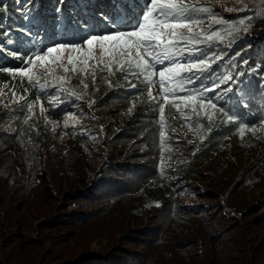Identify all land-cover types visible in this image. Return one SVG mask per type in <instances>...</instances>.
Listing matches in <instances>:
<instances>
[{
    "label": "trees",
    "instance_id": "1",
    "mask_svg": "<svg viewBox=\"0 0 264 264\" xmlns=\"http://www.w3.org/2000/svg\"><path fill=\"white\" fill-rule=\"evenodd\" d=\"M149 2L0 0V264H264V0H183L163 88L119 50L29 64Z\"/></svg>",
    "mask_w": 264,
    "mask_h": 264
},
{
    "label": "snow or ice",
    "instance_id": "2",
    "mask_svg": "<svg viewBox=\"0 0 264 264\" xmlns=\"http://www.w3.org/2000/svg\"><path fill=\"white\" fill-rule=\"evenodd\" d=\"M146 7L147 11L143 17V23L133 31H117L112 34L88 37L83 41V45L86 47H82L79 44H61L56 47H50L43 55H37L34 59H31L29 64L35 65L39 62L40 67H43L49 57H51L52 61H59L61 57L58 54L72 52L77 55H69L67 60L68 64L73 65V70H75L74 61L78 60L84 65H87L89 59L102 62L104 57H111L114 50H119L120 56L130 57L127 68L153 69L146 79L151 81V77L158 74L159 82L163 88L166 80L171 81L180 72L191 71L196 65L173 64L169 67L156 70L155 64L151 63V61L155 60L157 64H163L164 60H167L172 53V49L176 46V43L187 39L184 33L178 32L177 30L187 28L189 33H191L190 25L197 23V21L189 20L184 16L189 6L183 0H150ZM204 11H208V9H204ZM176 16H181L183 19L176 20ZM212 19L215 20L216 18L212 17ZM196 35L198 36L199 34ZM178 37L179 40H177ZM211 38V36L207 37L209 40ZM94 45H99L100 47L101 51L99 56L94 52ZM53 53H57V55L54 56ZM145 56L148 57L147 60L144 59ZM161 56L164 58L163 60L160 59ZM131 57H134V59ZM200 63L203 64L204 61ZM31 71V68L20 70L21 75L29 76L30 83L32 82ZM65 71H68V69L65 68ZM130 74L135 75V73ZM227 79L231 80L232 77H228ZM40 87L43 88L44 86L40 85ZM169 91L174 95V90L170 89ZM149 95L151 96V93ZM165 98L167 99V95ZM184 99H192V97H184ZM228 119L231 120L232 117L229 116Z\"/></svg>",
    "mask_w": 264,
    "mask_h": 264
}]
</instances>
